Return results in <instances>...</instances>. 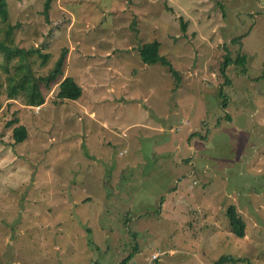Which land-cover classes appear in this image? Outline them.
Returning a JSON list of instances; mask_svg holds the SVG:
<instances>
[{
  "label": "rangeland",
  "instance_id": "1",
  "mask_svg": "<svg viewBox=\"0 0 264 264\" xmlns=\"http://www.w3.org/2000/svg\"><path fill=\"white\" fill-rule=\"evenodd\" d=\"M47 1L7 0L12 42L0 22L29 51L0 48V264H264V0ZM154 41L178 83L142 62ZM64 49L40 111L9 99L18 65L46 77Z\"/></svg>",
  "mask_w": 264,
  "mask_h": 264
},
{
  "label": "trees",
  "instance_id": "2",
  "mask_svg": "<svg viewBox=\"0 0 264 264\" xmlns=\"http://www.w3.org/2000/svg\"><path fill=\"white\" fill-rule=\"evenodd\" d=\"M50 0L46 3L45 14L47 15L49 12ZM0 22L4 25L5 38L7 41L12 42L11 36L13 32V26L10 23V14L7 0H0ZM185 29V23H182V30ZM0 48L3 50L5 55V59L7 62H11L16 56H21L22 61L25 60V57L29 55V51H25L24 49H13L7 48L3 44H1ZM161 44L158 41H154L151 43H146L139 50V56L143 63L147 65L161 64L163 67H166L171 72L172 76L175 78V82H179L178 73L172 68V64L169 60L160 54ZM39 52V51H38ZM68 50L64 49L62 51L61 56L56 61L54 68L46 77L37 78L34 76L31 68L29 66L18 65L16 67V74L13 77L8 79L9 82V92L8 96L10 100H15L18 96H22L27 106H36L40 107L45 104V95L41 90L40 83H45L46 86H50V84L55 83L59 80L60 77L64 76L65 66H66V58H67ZM46 62L49 58V55H41ZM245 57L240 56L237 59V63H242ZM230 63L228 65L223 66V73L225 74L227 69L229 68ZM24 73L23 75H21ZM3 80L0 75V91L3 89ZM83 94L82 87L77 84V82L71 77H65L58 85L57 98L64 100H78ZM229 99L225 100L224 107L227 108ZM3 108V102L0 100V111ZM14 138L16 142L23 143L27 138H29V130L24 125H20L14 129L13 132ZM192 137L195 134L191 135ZM227 217L230 222V227L232 233L237 236L239 239H243L246 236V224L244 220L238 215V210L236 207H231ZM138 252V247L135 246L134 253ZM132 254L123 258L118 264H133ZM237 264V263H246L251 264V262L246 258H236L234 256H224L219 259L215 264Z\"/></svg>",
  "mask_w": 264,
  "mask_h": 264
},
{
  "label": "built area",
  "instance_id": "3",
  "mask_svg": "<svg viewBox=\"0 0 264 264\" xmlns=\"http://www.w3.org/2000/svg\"><path fill=\"white\" fill-rule=\"evenodd\" d=\"M40 108H41V107H37V110L40 111Z\"/></svg>",
  "mask_w": 264,
  "mask_h": 264
}]
</instances>
